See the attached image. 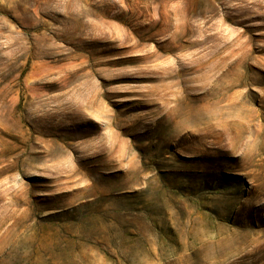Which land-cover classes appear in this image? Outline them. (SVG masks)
I'll return each mask as SVG.
<instances>
[{"label": "rangeland", "instance_id": "1", "mask_svg": "<svg viewBox=\"0 0 264 264\" xmlns=\"http://www.w3.org/2000/svg\"><path fill=\"white\" fill-rule=\"evenodd\" d=\"M0 264H264V0H0Z\"/></svg>", "mask_w": 264, "mask_h": 264}, {"label": "bare ground", "instance_id": "2", "mask_svg": "<svg viewBox=\"0 0 264 264\" xmlns=\"http://www.w3.org/2000/svg\"><path fill=\"white\" fill-rule=\"evenodd\" d=\"M188 117V116H187ZM191 118V117H190Z\"/></svg>", "mask_w": 264, "mask_h": 264}]
</instances>
